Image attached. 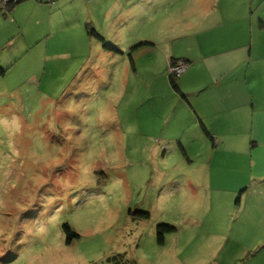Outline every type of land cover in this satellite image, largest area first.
Masks as SVG:
<instances>
[{"label": "rangeland", "instance_id": "1", "mask_svg": "<svg viewBox=\"0 0 264 264\" xmlns=\"http://www.w3.org/2000/svg\"><path fill=\"white\" fill-rule=\"evenodd\" d=\"M83 1L91 26L122 54L99 44L90 62L100 60V71H83L81 62L80 72L55 69L11 89L0 76V264H195L184 257L194 258L196 242L234 218L227 207H237L240 194L212 195L205 210L209 196L185 185L192 172L203 180L202 162L187 165L180 142L158 138L164 125L153 99L165 100L171 88L169 59L194 45L201 5ZM4 27H12L0 49L7 70L24 62L38 35L0 20ZM51 45L49 56L57 53ZM63 225L77 235L70 243ZM159 226L175 228L163 243Z\"/></svg>", "mask_w": 264, "mask_h": 264}, {"label": "crops", "instance_id": "2", "mask_svg": "<svg viewBox=\"0 0 264 264\" xmlns=\"http://www.w3.org/2000/svg\"><path fill=\"white\" fill-rule=\"evenodd\" d=\"M88 3L25 0L7 14L0 12L3 23L21 33L34 29L38 35L24 62L0 73L9 89L35 76L43 81L55 69L57 75L69 76L80 70L81 62L83 71H100V60L99 66L90 62L97 60L94 53L100 43L86 32L88 24L97 28L88 8L83 11ZM198 4L202 28L194 45L190 42L186 54L178 58L189 65L177 78L183 96L168 88L165 100L153 99L154 107L157 101L161 105L159 111L155 109L158 124L164 125L158 138L180 142L187 165L202 162L197 174L203 180L197 181L192 172L186 175L185 185H200L203 196H209V204H203L208 213L212 195H240L237 207L232 203L227 207L234 218L228 215L227 222L218 223L222 228L197 241L194 258H184L195 264H239V260L264 264V0H197ZM10 28L0 31L4 36L0 49L7 45ZM50 43L51 52H57L51 56Z\"/></svg>", "mask_w": 264, "mask_h": 264}, {"label": "trees", "instance_id": "3", "mask_svg": "<svg viewBox=\"0 0 264 264\" xmlns=\"http://www.w3.org/2000/svg\"><path fill=\"white\" fill-rule=\"evenodd\" d=\"M23 1H25V0H7L5 6H4L3 10H2L3 13L4 14L9 13L11 11V9L15 5H17L18 3L23 2ZM44 3H47V2L44 1ZM86 32H87V35L89 37L96 39L100 44H102V47H103L104 50L112 51V52H114L116 54H118V53L122 54L123 53L118 48H116L115 46L108 44L105 41V39L100 35V33L97 30H95L90 24H88L86 26ZM145 45H150V43H147V42L140 43V44H138L137 47H142V46H145ZM129 60H130L131 66L133 68V60L131 58V55H129ZM179 61H182V60L171 58L170 59V63H169V68L170 67H174L177 64V62H179ZM183 62H185V61H183ZM185 63H187V62H185ZM0 73L1 74L5 73V70H3L1 67H0ZM168 80H169L171 88L175 92H177L181 96H183V94H181V92L179 90V86H178V83H177V77H175V76H173V75H171L169 73L168 74ZM63 231L65 232L67 243H70L73 238L77 237V235L72 231V229L70 228L69 225H63ZM164 231L172 232V231H175V228L169 227V226H159L158 227V239H159V242H161V243H163V239H164L163 233H164Z\"/></svg>", "mask_w": 264, "mask_h": 264}, {"label": "built area", "instance_id": "4", "mask_svg": "<svg viewBox=\"0 0 264 264\" xmlns=\"http://www.w3.org/2000/svg\"><path fill=\"white\" fill-rule=\"evenodd\" d=\"M39 2H47V4H54L55 0H37ZM7 0H0V11L3 10L5 4H6ZM188 64L183 62V61H179L177 62V64L174 67H170L169 68V73L175 77H179L180 75H182L187 69H188Z\"/></svg>", "mask_w": 264, "mask_h": 264}]
</instances>
